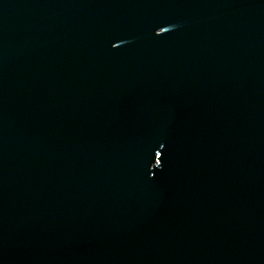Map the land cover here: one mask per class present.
Here are the masks:
<instances>
[{
	"label": "water",
	"instance_id": "1",
	"mask_svg": "<svg viewBox=\"0 0 264 264\" xmlns=\"http://www.w3.org/2000/svg\"><path fill=\"white\" fill-rule=\"evenodd\" d=\"M0 264H264V0H0Z\"/></svg>",
	"mask_w": 264,
	"mask_h": 264
}]
</instances>
